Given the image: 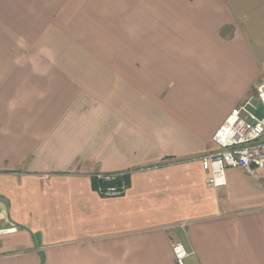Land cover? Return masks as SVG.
<instances>
[{"label": "crops", "instance_id": "obj_1", "mask_svg": "<svg viewBox=\"0 0 264 264\" xmlns=\"http://www.w3.org/2000/svg\"><path fill=\"white\" fill-rule=\"evenodd\" d=\"M263 76L264 0H0V264H264V183L198 160Z\"/></svg>", "mask_w": 264, "mask_h": 264}, {"label": "built area", "instance_id": "obj_2", "mask_svg": "<svg viewBox=\"0 0 264 264\" xmlns=\"http://www.w3.org/2000/svg\"><path fill=\"white\" fill-rule=\"evenodd\" d=\"M251 100L256 105L254 109L261 108L263 114L257 117L244 105L234 109L212 137L217 151L198 159L208 173L206 184L212 188L225 185L226 169H241L254 180L264 183V83L256 87ZM129 174L97 173L91 177L96 181V191L101 197L116 198L126 192ZM14 233H17L16 227L0 226V237ZM171 249L176 264H184L185 258L190 255L178 242L172 243Z\"/></svg>", "mask_w": 264, "mask_h": 264}, {"label": "rangeland", "instance_id": "obj_3", "mask_svg": "<svg viewBox=\"0 0 264 264\" xmlns=\"http://www.w3.org/2000/svg\"><path fill=\"white\" fill-rule=\"evenodd\" d=\"M262 81H264V76H263ZM262 81H261V82H262ZM246 109H247L248 112L254 114V115L257 116V117H260V116L263 114V110H262L261 108L255 110V109L253 108V105H249V106H247Z\"/></svg>", "mask_w": 264, "mask_h": 264}]
</instances>
